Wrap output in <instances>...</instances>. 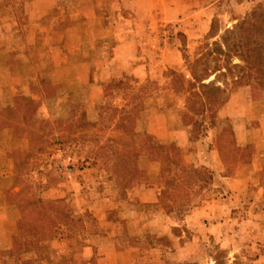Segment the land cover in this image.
Listing matches in <instances>:
<instances>
[{
    "label": "rangeland",
    "instance_id": "rangeland-1",
    "mask_svg": "<svg viewBox=\"0 0 264 264\" xmlns=\"http://www.w3.org/2000/svg\"><path fill=\"white\" fill-rule=\"evenodd\" d=\"M260 5L264 0H0V264H101L92 243L103 229L95 214L121 223L161 209L214 224L199 236L197 257L180 264H247L257 251L237 219L249 213L248 203L217 202L230 192L217 186L215 170H233L243 152L255 158L256 149L237 147L234 126L264 123V84H231L240 74L233 64L244 63L234 54L220 55V70L204 80L210 87L190 82L191 69L203 66L196 58L213 42L227 45L223 34L239 38V30H225ZM116 67L122 72L104 74ZM241 88L245 117L222 113ZM200 91L226 100L203 105ZM263 180L255 172L249 183ZM147 183L163 186L159 199H132L131 188ZM33 200L59 201L65 216L29 213ZM122 230L123 250L169 243L133 224ZM183 230L192 241L194 231ZM228 250H237L235 259Z\"/></svg>",
    "mask_w": 264,
    "mask_h": 264
},
{
    "label": "crops",
    "instance_id": "crops-1",
    "mask_svg": "<svg viewBox=\"0 0 264 264\" xmlns=\"http://www.w3.org/2000/svg\"><path fill=\"white\" fill-rule=\"evenodd\" d=\"M124 42L132 45L131 39H125ZM121 46V43L115 45L116 49ZM130 56H127L126 61ZM118 59L115 57L114 61ZM113 61V62H114ZM119 68V67H118ZM113 68L111 72L109 69L104 72L107 77L110 75L114 76L122 72L123 68ZM244 94V88H241L231 93L227 102L222 106L220 111L222 113H228V115L240 116L242 118L247 114L245 110L246 97ZM235 104V107H233ZM231 110L228 112V110ZM230 113V114H229ZM244 120V121H243ZM237 125L234 126L235 140L237 147L241 150L256 149L255 158L249 159L244 152L242 157H237V162L232 166L233 170H215L220 174L221 184L217 185L226 192H230L226 195V199L222 198L216 200L219 203L227 205V207L233 208L235 205L240 203L241 206L244 203H248L249 213L244 214L239 221V224L244 226V234L248 239V244L257 252L252 258L248 260L247 264H264V180L262 183L253 184L251 181V175L255 172L261 174L264 173V123H260L255 127H247L246 121L243 119ZM258 131V134H255ZM217 155V150H215ZM210 159L213 161L216 159ZM240 162V163H239ZM216 167L214 164L210 165ZM236 168V169H235ZM224 171V172H222ZM163 186L155 183H147L144 185H137L131 188L130 193L133 195L132 199L141 200L144 202H155L159 199L162 193ZM257 191L258 197L254 198V194L250 196L248 191ZM232 192V193H231ZM244 192L241 197L238 193ZM236 196V198H235ZM243 203V204H242ZM247 207V208H248ZM96 219L99 222L101 233L93 235V244L98 250L99 263L101 264H118L122 262L124 255V261L121 264H169L177 262L180 264L186 260L197 257L199 254L197 248V241L200 239L199 236L205 235L208 231L211 233L214 228V224L209 222L201 221V218L197 213H186L181 218L174 217L163 209L157 211V213L150 214L142 217H130L129 219L124 218L121 223L120 221H112L107 219L105 215H96ZM231 220V218H229ZM216 223H218L216 221ZM125 224V225H124ZM137 227L139 232L148 230L149 233L156 237H164L169 243L164 246L162 244L152 245L149 250H139V247H127L124 250L121 249V245L117 241V235H119L127 226L129 228ZM105 225V226H103ZM124 225V226H123ZM184 227H189L194 231V238L192 241L184 239ZM193 226L194 228H192ZM120 229V230H119ZM118 230V232L116 231ZM240 232V231H239ZM250 238V239H249ZM88 247H85L87 249ZM237 250H228L227 258L235 259V253ZM142 258L144 260H142ZM232 261V260H231Z\"/></svg>",
    "mask_w": 264,
    "mask_h": 264
},
{
    "label": "trees",
    "instance_id": "trees-1",
    "mask_svg": "<svg viewBox=\"0 0 264 264\" xmlns=\"http://www.w3.org/2000/svg\"><path fill=\"white\" fill-rule=\"evenodd\" d=\"M239 30V38H233L229 40L227 36L221 35V38L227 42V45L222 41L213 42V48L207 50L200 55L198 60L204 59L201 64L202 68L197 72L194 69H191V85L196 84L198 88H208L212 84V81L207 83L204 82L205 79L209 78L216 70H220L219 60L221 59L220 55H224L225 58H229L231 54L236 55L239 60L243 61V64H233L232 67L238 68L240 74H234L231 77L230 83L242 84V81L246 83L250 80L255 81L258 85L264 84V36H261V32L264 31V7L263 5L257 6L251 14L239 24L234 26L231 29H226L225 33L236 34V31ZM229 40V41H228ZM213 54V56H212ZM210 55V57H209ZM212 56V58H211ZM214 61V66L209 68V63ZM228 72L230 68H227ZM221 73V72H220ZM223 74V73H221ZM217 90L223 91L219 86L215 87ZM201 92V91H200ZM204 93L201 92L200 102L204 105H220L223 104L226 100V97L219 99L216 94L215 96H206L203 97ZM202 96V97H201ZM213 97V98H212ZM59 201H52L49 204H44L40 200H33L29 203V213L38 212L40 210L56 213V217L59 215H64ZM21 208L20 205H17ZM65 216V215H64ZM21 225L18 224V231L21 229ZM20 228V229H19ZM34 229V228H33ZM38 233V230L36 231Z\"/></svg>",
    "mask_w": 264,
    "mask_h": 264
}]
</instances>
